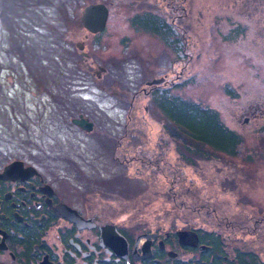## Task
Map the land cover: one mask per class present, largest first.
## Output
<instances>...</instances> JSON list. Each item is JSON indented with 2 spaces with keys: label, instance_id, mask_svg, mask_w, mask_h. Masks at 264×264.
<instances>
[{
  "label": "rangeland",
  "instance_id": "rangeland-1",
  "mask_svg": "<svg viewBox=\"0 0 264 264\" xmlns=\"http://www.w3.org/2000/svg\"><path fill=\"white\" fill-rule=\"evenodd\" d=\"M91 3L108 6L96 34L81 21ZM147 12L169 30L129 25ZM165 90L217 110L238 154L188 153L154 101ZM13 158L131 234L220 229L263 256L264 0H0V163Z\"/></svg>",
  "mask_w": 264,
  "mask_h": 264
},
{
  "label": "flooded vegetation",
  "instance_id": "flooded-vegetation-1",
  "mask_svg": "<svg viewBox=\"0 0 264 264\" xmlns=\"http://www.w3.org/2000/svg\"><path fill=\"white\" fill-rule=\"evenodd\" d=\"M142 14L138 22L133 15L129 25H156L160 34L169 30L170 25L158 15ZM146 85L151 90L142 88V92L154 93L152 85ZM80 118L90 121L82 114ZM122 154L119 165L129 161ZM12 162L16 163L8 168ZM104 215L83 208L81 189L30 160L0 163V264H264V255L254 244L231 239L220 229H143L131 234L129 227L100 220ZM111 224L126 242L114 241L112 227L107 226ZM148 233L152 236H140Z\"/></svg>",
  "mask_w": 264,
  "mask_h": 264
},
{
  "label": "trees",
  "instance_id": "trees-1",
  "mask_svg": "<svg viewBox=\"0 0 264 264\" xmlns=\"http://www.w3.org/2000/svg\"><path fill=\"white\" fill-rule=\"evenodd\" d=\"M139 16L134 18L135 22L142 18ZM148 26L149 30L158 32L156 25L145 23L141 27ZM163 32L165 33L164 29ZM166 92L165 90L159 96L155 95L154 101L164 115L165 122L166 119L168 121L165 128L184 143L188 153L202 159L213 158L216 153L231 156L238 154L243 139L223 124L217 110ZM186 161L190 163L192 160Z\"/></svg>",
  "mask_w": 264,
  "mask_h": 264
},
{
  "label": "water",
  "instance_id": "water-1",
  "mask_svg": "<svg viewBox=\"0 0 264 264\" xmlns=\"http://www.w3.org/2000/svg\"><path fill=\"white\" fill-rule=\"evenodd\" d=\"M108 15V9L103 3H91L88 4L87 6L84 7V10L81 15V21L84 25V27L90 31V32H98L101 31L106 23ZM154 83L157 82L156 80L153 81ZM73 122L78 124L80 127L86 129V130H91L92 129V122H89L85 120L84 118L80 119H73ZM16 163V162H15ZM15 163H11L9 167H12ZM112 231V230H111ZM115 235V234H114ZM145 237L149 235H144ZM115 237V236H114ZM114 241L117 242L119 241L114 238Z\"/></svg>",
  "mask_w": 264,
  "mask_h": 264
},
{
  "label": "bare ground",
  "instance_id": "bare-ground-1",
  "mask_svg": "<svg viewBox=\"0 0 264 264\" xmlns=\"http://www.w3.org/2000/svg\"><path fill=\"white\" fill-rule=\"evenodd\" d=\"M107 226H109V227H112L111 229H112V233H113V236H115L116 237V239H118L119 241H117V242H124L125 240H124V238L115 230V226L113 225V224H111V225H107ZM180 233H184V232H180ZM115 234V235H114ZM144 235H149V236H147L146 238H148V237H150V236H152V234H142V235H140V236H144ZM181 235V234H180ZM104 236L103 235H101V238H103ZM114 237V238H115ZM145 237V236H144ZM138 241V239H136V242ZM126 242V241H125ZM142 248L143 249H147L148 247L147 246H142ZM116 255L117 256H119V257H124V253L123 252H117L116 253ZM143 256V255H142Z\"/></svg>",
  "mask_w": 264,
  "mask_h": 264
}]
</instances>
